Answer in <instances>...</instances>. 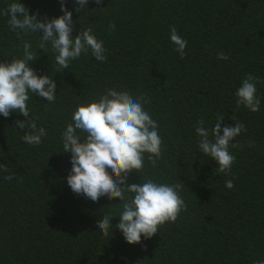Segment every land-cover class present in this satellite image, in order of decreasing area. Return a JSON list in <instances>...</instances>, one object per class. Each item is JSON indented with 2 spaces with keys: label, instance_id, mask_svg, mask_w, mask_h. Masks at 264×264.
Wrapping results in <instances>:
<instances>
[{
  "label": "trees",
  "instance_id": "16d2710c",
  "mask_svg": "<svg viewBox=\"0 0 264 264\" xmlns=\"http://www.w3.org/2000/svg\"><path fill=\"white\" fill-rule=\"evenodd\" d=\"M0 264H264V0H0Z\"/></svg>",
  "mask_w": 264,
  "mask_h": 264
}]
</instances>
